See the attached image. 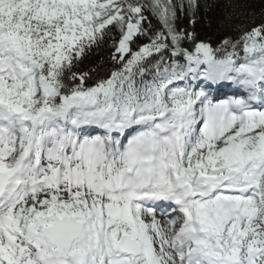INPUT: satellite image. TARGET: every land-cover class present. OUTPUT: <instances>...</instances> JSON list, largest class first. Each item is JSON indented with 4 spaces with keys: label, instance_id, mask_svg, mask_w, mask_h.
Returning <instances> with one entry per match:
<instances>
[{
    "label": "snow or ice",
    "instance_id": "6c2138e0",
    "mask_svg": "<svg viewBox=\"0 0 264 264\" xmlns=\"http://www.w3.org/2000/svg\"><path fill=\"white\" fill-rule=\"evenodd\" d=\"M202 7L0 0V264H264V9Z\"/></svg>",
    "mask_w": 264,
    "mask_h": 264
},
{
    "label": "trees",
    "instance_id": "16d2710c",
    "mask_svg": "<svg viewBox=\"0 0 264 264\" xmlns=\"http://www.w3.org/2000/svg\"><path fill=\"white\" fill-rule=\"evenodd\" d=\"M203 3L209 7L206 9L202 7L196 31L202 39L209 40L213 44L218 43L225 35H236L232 28L224 22V17L233 11L232 8L228 7L230 4H245L249 10L254 9L257 14V21L260 19L261 10L264 9V0H203ZM241 22L239 17L233 21L234 24ZM108 55L107 50L94 54L81 67L87 71L99 65L102 60L107 61Z\"/></svg>",
    "mask_w": 264,
    "mask_h": 264
}]
</instances>
